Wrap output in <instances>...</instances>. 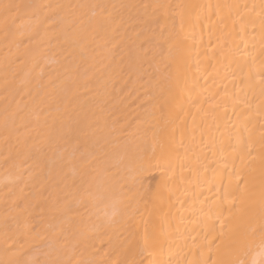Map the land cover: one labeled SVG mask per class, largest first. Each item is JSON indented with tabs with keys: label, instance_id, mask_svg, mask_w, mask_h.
<instances>
[{
	"label": "bare ground",
	"instance_id": "bare-ground-1",
	"mask_svg": "<svg viewBox=\"0 0 264 264\" xmlns=\"http://www.w3.org/2000/svg\"><path fill=\"white\" fill-rule=\"evenodd\" d=\"M0 264H264V0H0Z\"/></svg>",
	"mask_w": 264,
	"mask_h": 264
}]
</instances>
